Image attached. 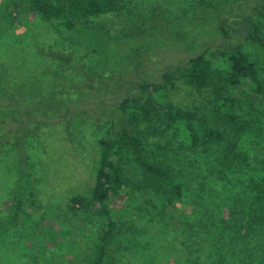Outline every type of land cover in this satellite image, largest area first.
<instances>
[{
    "label": "trees",
    "instance_id": "16d2710c",
    "mask_svg": "<svg viewBox=\"0 0 264 264\" xmlns=\"http://www.w3.org/2000/svg\"><path fill=\"white\" fill-rule=\"evenodd\" d=\"M22 1L62 40L82 48L101 65L121 69L135 53L147 48L157 53L169 50L173 55L185 51V62H171L161 70L157 81L131 84L127 95L117 103L94 95L98 108L108 111L106 118H98L102 138L97 141L94 183L83 193L71 196L66 204L73 216L103 221L104 230L89 264L109 260L107 242L115 232L109 205L129 183L140 190H155L156 203L130 197L120 209L124 213L130 209L155 216L182 200L201 206L205 192L193 185L192 171L180 147L197 151L209 146H222L214 181L233 193L232 217L217 228L222 234L215 246L224 245L229 258L238 259L239 264H264V144L252 125L255 122L244 118L247 104L248 111L255 105L249 102L250 97L264 99V0H166L164 9L182 10L183 15L173 20H165L162 14L150 19L140 17L146 23L140 28L134 17L126 21V27L111 19L131 0ZM159 6L157 10H163ZM230 21L243 29L231 28L227 25ZM135 38L139 43L131 48L130 40ZM150 39L152 44L146 43ZM112 46L122 48L121 57L109 51ZM43 55L56 70L47 68L48 84H17L0 65V147L8 145L18 152L17 185L10 193V210L0 212V232L32 227L35 190L27 169V142L32 136L29 125H52V121L66 124L68 115L79 107L74 102L68 106L67 98L82 97V87L95 90V79L103 77H85L72 65V54ZM179 85L190 96L205 98L217 122L231 128L228 139L220 128L200 123L193 107L178 103L173 92ZM156 133L164 134L162 141L167 143L174 144L172 137L183 140L175 148L157 144L159 153L171 152L162 162L147 156V140ZM247 146L256 148L255 152L245 150ZM32 235L37 250L48 248L41 229L32 230ZM209 237L214 238L213 233ZM40 254L30 252L31 262H45ZM118 264L126 263L122 260Z\"/></svg>",
    "mask_w": 264,
    "mask_h": 264
},
{
    "label": "rangeland",
    "instance_id": "374dc122",
    "mask_svg": "<svg viewBox=\"0 0 264 264\" xmlns=\"http://www.w3.org/2000/svg\"><path fill=\"white\" fill-rule=\"evenodd\" d=\"M165 1L131 0L121 14H115L111 19L126 27V21L134 17L137 28H140L141 23H145L140 17L150 19L153 15L162 14L165 20H173L182 14V10L164 9ZM158 4L163 10H157ZM141 6L146 8L133 9ZM227 25L237 31L243 29L231 21ZM130 41L131 48L139 43L137 38ZM147 42L152 44V39ZM109 51L116 58L122 56V48L112 46ZM48 52L72 54V65L85 77H103L95 79V90L82 87V97L67 98L68 106L74 102L79 107L68 115L66 124L52 121L55 122L52 125H29L32 136L27 142V169L34 183V218L30 228L18 227L0 232V264H34L29 257L33 251L41 252L40 256L45 260L41 259L39 264H89L95 257L96 244L104 230L103 221L96 217L73 216L66 204L71 196L83 193L94 183L97 141L102 138L97 124L108 112L98 108V98L95 99L94 95L105 102L117 103L127 95L131 84L157 81L161 70L171 62H185L182 55L185 51L180 50L173 55L169 50L157 53L156 49L147 48L135 53L132 61L121 69L101 65L82 48L62 40L24 1L0 0V65L9 78L17 84H48L50 75L46 73L47 68L56 71L49 57L43 55ZM132 91L135 93L134 89ZM173 93L179 104L197 111L200 123L220 128L226 139L230 137L231 128L217 122L205 105L204 97L190 96L181 85ZM70 95L74 93L71 91ZM249 102L255 105L248 111L247 104L244 118L255 122L252 125L255 124L260 142L264 144V99L259 101L250 97ZM156 134L147 140V156L150 160L162 162L171 152L159 153L157 144H172L175 148L183 140L170 134L174 145L162 141L166 137L164 134ZM180 148L192 171L193 185L205 192L202 205L195 207L182 200L155 216L147 211L138 214L130 209L126 214L120 209L129 202L128 198L156 203L157 193L155 190H140L134 183H129L109 205L115 232L107 242L109 260L103 264H118L122 260L126 264H239L238 259L229 258L224 245L215 246L217 237L222 234L217 228L223 227V222L232 217L233 193L214 181L222 146H209L197 151ZM255 149L247 146L245 150L255 152ZM17 157L18 152L11 146L0 147V212L11 208L10 193L17 185ZM37 229L46 234L48 248L37 250L34 246L32 230ZM211 233L214 238L209 237Z\"/></svg>",
    "mask_w": 264,
    "mask_h": 264
}]
</instances>
